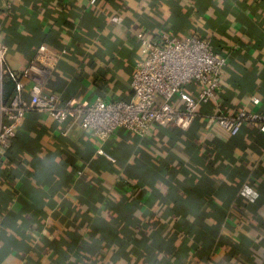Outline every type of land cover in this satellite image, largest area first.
<instances>
[{
  "label": "crops",
  "instance_id": "1",
  "mask_svg": "<svg viewBox=\"0 0 264 264\" xmlns=\"http://www.w3.org/2000/svg\"><path fill=\"white\" fill-rule=\"evenodd\" d=\"M161 32L226 57L216 96L187 128H121L105 141L26 113L0 148V264H264V133L233 136L213 117L264 114V0H0L7 66L49 70L35 81L61 102L130 100L142 38L162 45Z\"/></svg>",
  "mask_w": 264,
  "mask_h": 264
},
{
  "label": "built area",
  "instance_id": "2",
  "mask_svg": "<svg viewBox=\"0 0 264 264\" xmlns=\"http://www.w3.org/2000/svg\"><path fill=\"white\" fill-rule=\"evenodd\" d=\"M115 21L120 23L123 18L116 17ZM160 37L162 45L142 38L144 51L131 79L133 97L128 101L97 98L61 102L56 92L46 90L42 82L35 81L34 73L46 76L49 70L40 69L33 61L20 76L15 74L6 64L8 47L0 40V87L6 75L15 83L8 102L0 97V148L9 146L23 117L33 111L48 113L59 122L68 120L69 127L90 130L102 141L121 128L144 135L157 125L189 127L198 106L209 103L216 96L227 60L214 51L207 40L198 37L180 40L166 32H161ZM40 49L47 48L43 45ZM253 102L258 103L259 98H254ZM213 117L217 126L233 136L244 125L264 133L262 113L240 110L231 115L217 110ZM98 153L116 161L102 147ZM240 195L255 202L259 192L245 185Z\"/></svg>",
  "mask_w": 264,
  "mask_h": 264
},
{
  "label": "trees",
  "instance_id": "3",
  "mask_svg": "<svg viewBox=\"0 0 264 264\" xmlns=\"http://www.w3.org/2000/svg\"><path fill=\"white\" fill-rule=\"evenodd\" d=\"M11 81L13 82V85H14V87H15V83H14V81L11 79ZM4 82H5V78H3V81H2V83H3V89H4ZM16 136V135H15ZM15 138V137H14ZM14 138L12 139V141H11V143L9 144V146H8V148L9 147H11V145L13 144V141H14ZM117 158V157H116Z\"/></svg>",
  "mask_w": 264,
  "mask_h": 264
}]
</instances>
